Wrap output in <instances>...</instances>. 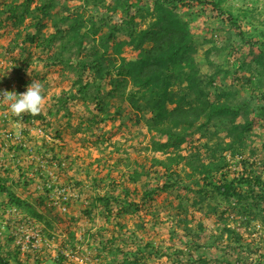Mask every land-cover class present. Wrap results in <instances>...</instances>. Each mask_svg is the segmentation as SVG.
Returning <instances> with one entry per match:
<instances>
[{"label": "rangeland", "instance_id": "1", "mask_svg": "<svg viewBox=\"0 0 264 264\" xmlns=\"http://www.w3.org/2000/svg\"><path fill=\"white\" fill-rule=\"evenodd\" d=\"M43 1L34 0L29 10H34ZM109 3L110 0L99 4L94 0L53 1L54 14L60 17L70 14L74 18L80 15L85 21L82 34L86 30L89 34L80 49L71 44L63 48L62 41H56L51 48L30 46L23 44V38H17V44L13 45L10 42L15 38L14 30L3 23L0 27V91L20 94L27 90V87L20 89L16 71L24 60L30 58L24 76L43 85L46 99L42 111L45 123L34 120L30 124L12 115L8 104L0 101V167L9 168L12 173L10 188L13 194L36 204L53 226L45 230L37 223L28 226L23 219L26 214L20 209L18 213L26 224L20 223L24 230L30 234V228L35 226L40 231L39 240L32 247L21 249L20 258L29 264H34L36 258L43 264H132L134 253H137L139 264H226V260L235 262L237 253L241 252L233 251L232 247H237V243L228 241L227 233L222 234L227 227L242 234L245 243L251 242L253 235L257 238L254 244L261 248L248 254L244 247V262L233 264H264L263 218L248 224L245 215L233 213L218 195L198 196L192 190L197 179L191 176L192 170L188 168L179 167L182 179L179 188L160 189L165 179L162 169L153 166V160H165L169 154L156 151L155 133L148 130L149 114L144 115L143 110L135 111L111 98L109 80L102 82L101 94L91 86L85 99L79 93V72L62 64L47 69V63L57 60H72L73 65L79 67V60L91 57L96 51L104 52L103 39L111 32V27H104V22L119 23L126 17L122 8L111 15L106 9ZM222 6L237 18L248 39L264 40V0H222ZM152 10L149 4L139 11L140 14L137 13V30L148 29L155 22L156 15ZM132 11L136 13L138 10L135 7ZM176 14L192 29L198 48L196 60L212 94L211 99L221 91L236 90L232 103L249 104V113L241 111L242 116L238 119L239 122L252 120L251 130L246 133L248 146L242 154L249 164L254 161L264 164V113L256 118L253 111L257 105L264 104L260 94V89L264 91V66L248 64L249 48L237 39L234 27L222 22L211 8L180 7ZM29 22L30 17L21 28L22 33L29 29L35 32ZM46 24L48 28L43 32L54 33L52 22ZM92 24L99 29L96 36L90 31ZM61 26L66 27L64 23ZM126 27L122 23L117 34L122 40L127 39ZM110 46L106 61L115 66L119 65L121 58L130 60L135 56V50L130 47H126L122 54H116ZM212 77L213 84L210 83ZM249 77L255 81L256 87L241 83V79ZM83 79L92 82L88 70ZM98 94L109 95L106 96L109 105L105 108L112 117L106 123L102 121L104 114L98 111L95 100ZM158 140L165 141L163 138ZM184 147L182 154L187 155L189 146ZM238 159L230 168V180L242 173L243 166ZM26 181L29 184L25 186ZM49 185H52L51 190ZM55 189L65 194L66 199L59 196L61 207L55 204L58 199ZM151 190H156L155 194L146 197ZM102 195H123L131 207L115 203L108 213L105 205H97L88 216L87 209ZM8 201V196L0 197L2 219H6L12 209ZM53 213H56V219ZM30 219L36 222L33 217ZM8 220L11 224V217ZM13 230L12 225L4 230L2 255L13 252L15 242L18 244L20 238L12 234ZM221 234L223 239L217 241ZM11 235L15 238L13 242L10 241ZM149 244L155 246L159 255L148 253ZM180 246L184 254L175 255ZM138 248L149 249L139 253ZM61 250L67 256L58 263ZM11 261L15 262L14 259Z\"/></svg>", "mask_w": 264, "mask_h": 264}, {"label": "trees", "instance_id": "2", "mask_svg": "<svg viewBox=\"0 0 264 264\" xmlns=\"http://www.w3.org/2000/svg\"><path fill=\"white\" fill-rule=\"evenodd\" d=\"M33 1L2 0L0 3V27L4 24L15 32V38L10 42L11 44H17V38H23V44L30 46L45 45L51 48L56 41H62L63 48L70 44L76 45L78 49L83 46L89 32L86 30L82 34L83 27L86 25L85 21H82V16L74 18L70 14H65L62 17L57 13L54 14V0H44L31 11L29 7ZM95 1L99 4L104 0ZM149 4L152 5V12L156 15L155 22L148 29L137 30V13L140 14L139 11ZM194 5L201 9L211 8L222 22L233 26L237 39L242 40L250 50L248 64L257 63L259 66H264V40L248 39L241 30L237 18L223 8L222 0H110L106 6L107 11L114 15L119 8H122L126 17L119 23L108 24L103 21L104 27H111L110 34L104 38L105 41L103 39L104 52L96 51L91 57L79 60L77 63L79 67L73 65L72 60L50 61L46 67L50 69L51 66L62 64L67 69L79 72L77 80L79 93L85 99L91 86H95L96 91L100 90L101 94L102 82L109 80V85L112 87L111 98H115L121 104H127L135 111L143 110L144 115H150L147 122L148 130L155 133L154 147L158 153L169 154L165 160L156 158L153 160V166L162 169V176L165 179V183L160 189L169 191L179 188L182 183L179 167L191 169V176L197 179L195 188L193 187L192 190L198 196L206 197L211 193L218 195L233 213L245 215L248 224H250L260 217L264 219V164L256 161L249 164L242 154V151L248 146L249 138L246 133L251 130L252 120L239 122L238 119L242 116L241 111L249 113V104L232 103L236 90L234 92L221 91L214 97L215 99H211L212 94L201 76V70L196 60L198 48L194 42L192 29L189 23L181 21L176 14L178 8L191 9ZM135 7L138 10L136 13L132 11ZM138 16L143 17V15ZM29 17L31 18L29 27L33 28L35 32H31L29 29L30 31L22 33L21 28ZM48 21L52 22L54 33L43 32L45 28H48L46 24ZM61 23H64L66 27L63 28ZM122 23L127 26L126 40H122L117 35ZM90 29L96 36L99 31L96 25L92 24ZM108 45H112L110 47L116 54H122L126 47H130L135 50V56L130 60L121 58L119 65L115 66L106 61ZM30 60V58L24 60L22 67H17V81L22 90L32 82L29 77L25 78L24 76ZM87 70L89 75L91 73L92 82L83 79ZM218 73L219 71L216 74ZM213 79V77L210 79L211 84H213ZM240 81L246 86L256 87L255 81L250 77ZM260 94L264 99V91L261 89ZM106 96L98 94L95 99L99 106V113L104 114L103 123L112 117V114L106 110L109 105ZM66 98L63 99V102L66 101ZM253 111L256 118L262 117L264 104L263 106L257 105ZM45 119L43 113L35 117L30 115L23 117L26 124H30L34 120L45 123ZM159 138H163L165 141H159ZM203 138L206 139L202 140ZM228 138H232L231 142L226 141ZM187 145L189 153L183 155L182 152L186 149L184 146ZM1 153L0 149V155ZM235 159L240 160L239 163L243 166V170L242 173L230 180V168L235 163ZM8 169L0 167V197L8 196V204L12 208L24 211L26 215L23 216V219L25 223H28V226L37 223L38 227L43 226V230L52 229L51 221L47 220L46 215L43 214V211L40 212L36 204L13 194L10 188L12 173ZM23 175L26 177V174L23 173ZM95 182L96 180H94ZM27 184L29 181L24 183L25 186ZM156 190L148 192L146 197L155 194ZM122 196H99L94 201L96 203L93 202L87 209L86 214L91 216L96 206L102 204L106 206L108 213H110V207L115 203L131 207V204ZM42 204L41 202L40 205ZM134 210L136 209H132V211ZM225 212L227 213V211ZM53 214L56 219V213ZM32 217L36 219V222H32L30 219ZM224 233H227L228 241L233 240L238 245L232 247L228 244V247H232L233 251L241 250L240 253H237L235 262H244L242 253L244 247L248 254H253L261 249L254 244L257 238H254L253 235L250 238L251 242L245 243L242 234L231 228L225 227L222 231L223 235ZM222 234L217 241L223 239ZM173 235H177V233L173 232ZM209 238L216 240L213 236ZM10 239L11 242L15 241L12 235ZM1 241L0 238V264H29L27 260L20 258L21 248L16 242L13 252L8 251L7 255H2L3 244ZM183 244L185 246V243ZM148 247H150V251H148L150 255H159L153 244H149ZM148 249L138 248L137 251L143 253ZM183 254L182 246L177 247L175 255ZM136 255L137 253H134L132 264H139ZM11 259H14L15 262L12 263ZM64 259V256H59L57 262ZM235 262L226 260V264ZM34 264L43 263L36 258Z\"/></svg>", "mask_w": 264, "mask_h": 264}, {"label": "clouds", "instance_id": "3", "mask_svg": "<svg viewBox=\"0 0 264 264\" xmlns=\"http://www.w3.org/2000/svg\"><path fill=\"white\" fill-rule=\"evenodd\" d=\"M0 101L7 103L12 115L20 120L25 115L35 117L41 114L46 105L43 85L38 81H32L27 90L20 94L15 91H0ZM59 256L65 255L59 252Z\"/></svg>", "mask_w": 264, "mask_h": 264}, {"label": "built area", "instance_id": "4", "mask_svg": "<svg viewBox=\"0 0 264 264\" xmlns=\"http://www.w3.org/2000/svg\"><path fill=\"white\" fill-rule=\"evenodd\" d=\"M52 185H49V189L51 190ZM58 189L54 190V193L58 194V199L57 202L55 201V204H58L59 207L62 206V204L59 202V196H62L66 199L65 194H62V192H57ZM64 210H66L64 208ZM11 217V224L9 223V218ZM23 223V220L18 213V210L16 208H12L11 210L8 211V216H6V219L0 218V238L4 237V230L9 227V225L14 228L12 231V234H15L16 237H19L20 239L18 240V245L21 247L22 250L27 249L29 246L32 247V244L39 240V234L40 231L36 230L34 227L30 228L31 233L28 234L24 229V225L20 224ZM23 233V234H22ZM60 254H63L67 256V254L64 252V250L60 251Z\"/></svg>", "mask_w": 264, "mask_h": 264}]
</instances>
